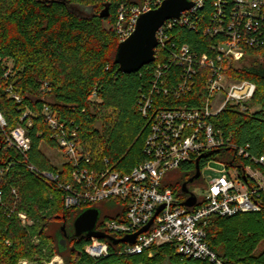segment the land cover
Segmentation results:
<instances>
[{"label": "trees", "instance_id": "obj_1", "mask_svg": "<svg viewBox=\"0 0 264 264\" xmlns=\"http://www.w3.org/2000/svg\"><path fill=\"white\" fill-rule=\"evenodd\" d=\"M144 2L0 0V112L7 120L8 129L15 128L27 110L33 113L30 117L33 125L27 128L31 149L25 156L5 150L0 133V166H10L9 172L0 178V191L6 204L0 206V264H18L21 260L42 264L56 253L64 258L65 264H214L183 257L170 244L152 246L137 256L118 254L125 244L113 245L107 239L102 240L110 245L109 256L91 258L85 252L90 240L74 236L76 208L66 209L63 192L27 166L31 163L39 171H58L40 150L42 143L57 147L51 138L53 131L43 116L45 106L50 107L68 133L76 130L79 141L92 142L91 156L108 159L112 169L128 172L147 159L143 147L148 120L140 113L138 103L140 91L153 77V68L146 66L137 73L125 74L115 64L120 43L116 28L119 14L123 10L127 20L130 10ZM106 4L110 15L101 18L99 14ZM212 10V0H204L200 14L208 16L203 22ZM170 39L177 46L189 44L200 53L210 41L200 30L181 26L170 33ZM246 50L252 55L250 66L238 67L233 59H227L223 70L231 80L254 83L256 92L247 103V110L228 105L213 123L232 143L248 146L251 154L260 157L264 155V46ZM8 64L11 74L5 77ZM10 87L21 98L20 102L10 97L7 92ZM94 91L96 98H92ZM204 97L203 87L199 85L178 104L187 102L194 106ZM160 100L158 97L157 101ZM226 152L234 154L230 150ZM239 161L243 166L246 164ZM197 162L202 169V157L185 162L178 169L185 175L180 183L171 185L177 196L186 198L182 184L195 174ZM13 188L17 195H13ZM107 202L115 204L116 200ZM21 212L33 221L30 226L22 224L17 215ZM119 218L114 212L109 217ZM57 225H65L70 244L67 248L61 247L57 239L61 229ZM98 226L102 227V223ZM263 240L264 210L232 217L214 216L206 227L208 245L228 264H264V251L255 253Z\"/></svg>", "mask_w": 264, "mask_h": 264}, {"label": "built area", "instance_id": "obj_2", "mask_svg": "<svg viewBox=\"0 0 264 264\" xmlns=\"http://www.w3.org/2000/svg\"><path fill=\"white\" fill-rule=\"evenodd\" d=\"M190 1L194 3L190 10L183 12L179 19L166 21L157 31L155 61L148 65L153 68V77L140 91L139 111L148 120L143 147L147 159L128 172L112 169L108 159L91 156L85 144L78 140L76 130L68 133L50 107L45 106L43 116L53 131L51 138L64 151L65 162L57 172L39 171L31 163L27 166L63 192L66 209L116 200L114 213L120 218L103 221L102 227L97 228L110 236L114 234L116 239L137 233L153 220L133 244L120 243L125 246L118 254L137 256L152 246L170 244L183 257L228 264L208 245L206 227L214 216L232 217L264 210V155L257 157L250 153L248 146L232 143L222 130L215 128L213 119L228 105L247 110V103L256 92L254 83L231 80L223 67L225 60L238 58L247 48L264 46V0H212L213 10L205 22L208 14H200L204 0ZM161 2L145 0L142 6L130 10L127 20L122 10L116 27L120 42L132 34L140 14L157 8ZM199 20H202L201 26ZM178 26L200 30L209 38L204 52L193 50L186 43L177 46L171 42L170 33ZM10 74L8 64L4 76ZM199 85L205 92L202 101L198 99L194 106L187 102L178 104ZM7 92L17 102L21 101L12 87ZM96 96L94 91L92 98ZM158 97L161 102L157 101ZM32 115L27 110L20 123L8 129L7 120L0 112L5 150H15L24 156L30 151L27 128L33 125ZM227 150L234 153L230 161L225 159ZM213 152L216 154L212 155ZM221 155L224 160L221 175L209 180L208 190L201 200L195 195L196 203L192 207L183 204L189 194L186 198L177 196L171 186L163 183L168 171L178 170L185 162L202 157V172L210 161L219 162ZM237 160L246 164L243 166L239 161L240 166L235 170ZM9 168L0 166V178ZM12 193L17 195L15 188ZM2 195L0 191V206L6 207ZM17 215L23 225H31L32 220L26 213ZM89 240L85 252L91 258L109 256L110 245L106 241L95 237ZM29 262L21 260L18 264ZM42 264H64V259L57 254Z\"/></svg>", "mask_w": 264, "mask_h": 264}, {"label": "water", "instance_id": "obj_3", "mask_svg": "<svg viewBox=\"0 0 264 264\" xmlns=\"http://www.w3.org/2000/svg\"><path fill=\"white\" fill-rule=\"evenodd\" d=\"M193 6L194 3L190 0H163L157 8L140 14L132 34L118 44L115 64L119 66V70L125 74H133L152 64L155 61V50L158 45L156 33L159 28L168 20L179 19L183 12L190 10ZM109 15V6L106 4L99 16L101 18H107ZM200 177L201 167L199 162H197L195 174L182 184V191L185 194H189V197L183 203L187 207H192L196 203V196L192 192H189L188 184L193 183ZM162 208L163 206L159 211ZM99 217L100 212L98 208H86L74 220V236L78 238L85 236L88 239L92 237L107 239L113 245L120 243L133 244L137 236L145 232L153 223L152 220L137 233L116 239L97 229ZM60 232V245L64 247L68 236L65 225H62Z\"/></svg>", "mask_w": 264, "mask_h": 264}, {"label": "rangeland", "instance_id": "obj_4", "mask_svg": "<svg viewBox=\"0 0 264 264\" xmlns=\"http://www.w3.org/2000/svg\"><path fill=\"white\" fill-rule=\"evenodd\" d=\"M233 60L238 67H242L245 65L250 66V63L252 60V55L250 53H248V50H244L243 52H241V56H239L238 58H235ZM256 109L257 108H254L253 110H256ZM84 144H85L86 151H88L90 153L93 152V150H92L93 149L92 148L93 143L92 142L86 141ZM40 150L49 159L51 164L54 165L56 168H58V170H59L60 166L65 162L64 151L59 147H53V146L48 145L47 143H42L40 145ZM224 154L227 155V153H224ZM224 154H222V155H224ZM222 155L220 156V158H218L219 162L212 160L209 163H207L205 166V169L202 170V172H201V177L199 179H197L195 182L189 184L191 192L194 195H196L199 200H201L202 194L208 190L209 180L211 178L218 177L221 175V170L224 169L223 164H222V163H224V162H222L224 160H222V158H221ZM225 159L230 161L232 159V154H228ZM227 160H225V161H227ZM239 166H240V162H239V160H237L234 164L233 169L237 170V168H239ZM184 175H185L184 171H179V170L168 171L163 178V183H165L169 186H171V185L175 186L176 184H178L182 181V178L184 177ZM91 207L98 208V210L100 212L98 224L102 223L103 221L109 220L110 215H112L116 209L115 204H113L111 202L97 203ZM85 209L86 208L77 207L75 209L76 217L79 214H81ZM73 217H71L70 221L73 219ZM32 223H33V221H31V224ZM73 223H74V221H73ZM59 227L61 228L62 226L57 225V228H59ZM97 228L99 229V226ZM73 229H74V227H73ZM60 237H61V233L58 232V238L57 239L60 240ZM34 241H39V239L34 238ZM66 242H67V239H66ZM69 245L70 244L68 243V247H69ZM263 251H264V240L259 244L255 253L260 254ZM57 254L58 253L54 254L50 259L55 258ZM28 264H39V263L38 262H29ZM64 264H65V262H64Z\"/></svg>", "mask_w": 264, "mask_h": 264}, {"label": "flooded vegetation", "instance_id": "obj_5", "mask_svg": "<svg viewBox=\"0 0 264 264\" xmlns=\"http://www.w3.org/2000/svg\"><path fill=\"white\" fill-rule=\"evenodd\" d=\"M188 190H189V192H191V190H190V186H189V184H188ZM60 239H61V237H60ZM59 241V243H60V240H58ZM69 241V238H68V236H67V242ZM66 242V244H65V246L63 247V248H67L68 247V243ZM72 249H74V247H72Z\"/></svg>", "mask_w": 264, "mask_h": 264}]
</instances>
